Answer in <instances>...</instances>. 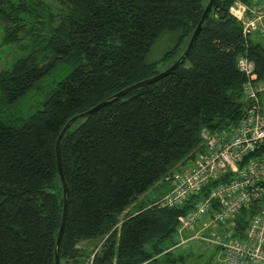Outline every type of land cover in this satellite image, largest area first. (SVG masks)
Segmentation results:
<instances>
[{
  "label": "trees",
  "instance_id": "16d2710c",
  "mask_svg": "<svg viewBox=\"0 0 264 264\" xmlns=\"http://www.w3.org/2000/svg\"><path fill=\"white\" fill-rule=\"evenodd\" d=\"M207 2L0 0L1 43L26 51L0 68V264H54L60 130L154 75L158 62L179 58ZM232 2H213L168 75L77 119L62 136L68 206L59 264H86L96 247L92 264H153L176 244L178 215L215 180L180 206L159 207L141 195L157 182L165 185L161 194L167 190L163 176L202 149V128H228L242 117L238 56L252 60L264 81V43L243 35L228 11ZM166 31L178 33L174 45L148 61Z\"/></svg>",
  "mask_w": 264,
  "mask_h": 264
},
{
  "label": "built area",
  "instance_id": "2783aa9c",
  "mask_svg": "<svg viewBox=\"0 0 264 264\" xmlns=\"http://www.w3.org/2000/svg\"><path fill=\"white\" fill-rule=\"evenodd\" d=\"M228 11L243 35L256 34L264 43V0H233ZM236 68L245 76L242 117L228 128H202V149L163 176L168 188L153 204L183 205L215 180L178 215L177 235L195 230L181 243L199 239L213 245L222 264H264V81L246 55L238 56Z\"/></svg>",
  "mask_w": 264,
  "mask_h": 264
},
{
  "label": "rangeland",
  "instance_id": "374dc122",
  "mask_svg": "<svg viewBox=\"0 0 264 264\" xmlns=\"http://www.w3.org/2000/svg\"><path fill=\"white\" fill-rule=\"evenodd\" d=\"M3 36V28L0 23V68L4 66L5 63H11L17 57L25 54V50L16 49L15 45L12 44H3L1 43ZM178 36L177 32L166 31L158 36L150 52L147 55L148 61L159 60L166 50L171 48ZM171 62L169 61H160L157 63L156 69L161 71L166 68V66ZM165 185L163 183L157 182L154 186L150 187L144 194L141 195V198L146 201H153L157 199L162 191L164 190ZM118 228L119 225H116ZM195 230L188 233L191 235ZM187 234H183L184 237L179 235H174L173 242L175 245L170 246V253L166 255H161L153 264H164L167 262V258L174 260L171 264H203L207 261H210L214 264H222L221 257L218 256V251L213 245L207 244L199 239H192L181 243L182 238H186Z\"/></svg>",
  "mask_w": 264,
  "mask_h": 264
},
{
  "label": "water",
  "instance_id": "95a60500",
  "mask_svg": "<svg viewBox=\"0 0 264 264\" xmlns=\"http://www.w3.org/2000/svg\"><path fill=\"white\" fill-rule=\"evenodd\" d=\"M215 0H208L206 6L204 7L202 14L199 18V21L197 23V25L195 26L189 41L187 43V46L185 47V49L183 50L182 54L179 56V58H177L174 62H172L169 66H167L165 69L156 72L154 75L149 76L147 78L141 79L139 81H136L124 88H122L121 90L115 92L111 98L109 99H104L99 101L98 103H96L95 105L91 106L90 108L75 114L74 116H72L68 122H66L64 124V126L62 127V129L60 130L56 140H55V157H56V164H57V169H58V173H59V177H60V181H61V185H62V193H63V204H62V212H61V216H60V222H59V228L57 231V235H56V240H55V259H54V264H59V254H58V250L60 247V242H61V237H62V233L64 230V225L66 222V216H67V194H68V187L64 178V173H63V168H62V162H61V152H60V143H61V139L62 136L64 135V133L66 132V130L68 129V127L70 126L71 123H73L74 121H76L79 118L85 117L89 114H92L96 111H98L99 109H101L102 107H104L105 105H107L108 103H111L115 100H117L118 98H120L121 96L131 92L132 90H135L143 85H147L150 83H153L159 79H161L162 77L168 75L173 69H175L181 60H183L185 58V56L188 54L189 50L191 49L198 33L200 32L201 26L205 20V18L207 17L212 4Z\"/></svg>",
  "mask_w": 264,
  "mask_h": 264
},
{
  "label": "crops",
  "instance_id": "0c3cea01",
  "mask_svg": "<svg viewBox=\"0 0 264 264\" xmlns=\"http://www.w3.org/2000/svg\"><path fill=\"white\" fill-rule=\"evenodd\" d=\"M140 199H143V198L140 197ZM132 208H133V205L130 206L129 208H127L126 210H128V209H132Z\"/></svg>",
  "mask_w": 264,
  "mask_h": 264
}]
</instances>
